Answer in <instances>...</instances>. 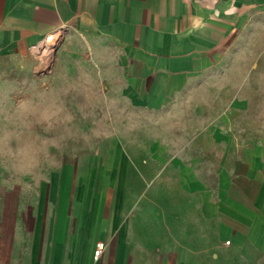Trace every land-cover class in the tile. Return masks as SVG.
<instances>
[{
	"label": "crops",
	"instance_id": "0c3cea01",
	"mask_svg": "<svg viewBox=\"0 0 264 264\" xmlns=\"http://www.w3.org/2000/svg\"><path fill=\"white\" fill-rule=\"evenodd\" d=\"M263 13L264 0H0V67L61 33L92 56L73 58L80 82L106 83L128 115H162ZM232 125L174 151L115 135L38 179L0 170V264H264V115ZM177 153L180 171L165 162Z\"/></svg>",
	"mask_w": 264,
	"mask_h": 264
},
{
	"label": "rangeland",
	"instance_id": "374dc122",
	"mask_svg": "<svg viewBox=\"0 0 264 264\" xmlns=\"http://www.w3.org/2000/svg\"><path fill=\"white\" fill-rule=\"evenodd\" d=\"M64 37L52 35L19 52L16 63L0 67V170L8 181L44 177L61 165L62 156L87 155L115 135L162 138L174 151L176 143L180 148L201 138L208 124L230 130L264 115V13L244 31L223 66L170 100L162 115H128L121 100L107 97L106 83L80 82L81 68L73 58L92 56L74 50ZM43 43H50L48 53L38 52ZM82 73L91 74L89 68ZM165 162L177 171L188 165L181 153ZM122 188L120 181L118 204Z\"/></svg>",
	"mask_w": 264,
	"mask_h": 264
},
{
	"label": "built area",
	"instance_id": "2783aa9c",
	"mask_svg": "<svg viewBox=\"0 0 264 264\" xmlns=\"http://www.w3.org/2000/svg\"><path fill=\"white\" fill-rule=\"evenodd\" d=\"M227 243H229V242H227ZM107 248H108V244L106 243V241H104V240L98 241L96 243V246H95L94 251H93L94 260H99Z\"/></svg>",
	"mask_w": 264,
	"mask_h": 264
},
{
	"label": "bare ground",
	"instance_id": "6f19581e",
	"mask_svg": "<svg viewBox=\"0 0 264 264\" xmlns=\"http://www.w3.org/2000/svg\"><path fill=\"white\" fill-rule=\"evenodd\" d=\"M49 49H50V43L47 44V46L45 43H43L40 47H38V52L45 54L48 53Z\"/></svg>",
	"mask_w": 264,
	"mask_h": 264
}]
</instances>
